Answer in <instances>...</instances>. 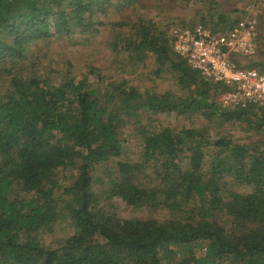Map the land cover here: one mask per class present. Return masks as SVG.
I'll list each match as a JSON object with an SVG mask.
<instances>
[{
  "label": "trees",
  "instance_id": "trees-1",
  "mask_svg": "<svg viewBox=\"0 0 264 264\" xmlns=\"http://www.w3.org/2000/svg\"><path fill=\"white\" fill-rule=\"evenodd\" d=\"M186 1L0 0V264H264V108L223 107L227 88L175 54L163 20ZM220 2L197 6L214 33L241 13L232 21L237 11ZM60 42L89 43L91 56L107 44L114 74L90 61L71 77L65 61L54 80L34 51ZM151 57L154 74L171 75L182 94L135 84ZM258 57L234 60L264 72ZM171 114L190 124H154ZM231 124L247 142L221 130ZM132 137L141 140L138 159ZM97 184L106 185L103 198ZM143 207L169 218L118 213ZM63 220L74 234L45 245Z\"/></svg>",
  "mask_w": 264,
  "mask_h": 264
},
{
  "label": "rangeland",
  "instance_id": "rangeland-1",
  "mask_svg": "<svg viewBox=\"0 0 264 264\" xmlns=\"http://www.w3.org/2000/svg\"><path fill=\"white\" fill-rule=\"evenodd\" d=\"M223 2H220V4L225 7V10H222L226 14H228V11H237V13L233 12L230 16V19L232 21H236L238 18V12L240 13L239 17H242L244 14H246L249 9L251 10V6H254V11L258 16V19L262 16V12H264V0H221ZM200 0H188L185 3L179 2V4L171 5L169 8V12L167 13L168 18L163 20V28L164 30H168L170 34L174 30L181 29V28H191L192 26L195 27L198 24H203L201 21V16H198V8L200 7ZM208 5H210V1L207 2ZM130 5V4H129ZM128 5V6H129ZM213 5V4H211ZM199 6V7H197ZM169 7V4L166 5L165 10H167ZM128 8V7H127ZM127 13L129 14L132 12L133 7L130 5L129 9H127ZM157 14V13H156ZM138 15V14H137ZM164 15V14H161ZM132 19H135V15L131 16ZM121 18V17H120ZM119 18V19H120ZM161 22V21H160ZM215 21L208 22L209 27H215L214 24ZM206 23V22H205ZM160 25V23H159ZM105 35V34H104ZM104 35H102L104 37ZM59 42V41H57ZM104 44V42H103ZM107 44H104L101 48V53L97 56H91L89 49L90 44L86 43L85 45H79L78 48L76 47H67V45L60 43H55L51 45L48 49H44L43 47L40 48L37 51H34L35 54L38 55L40 60L43 62V66L46 70V72L51 73L52 76L56 77L54 80L60 79V77L63 76L62 71L60 69L61 65L59 64L65 63V61H71L73 63V68L69 69L68 67H64L63 70H72L71 77H78L80 75L86 74V65L90 61H94L97 63V66H99L100 69H108L112 74H114L113 70V60H112V53L109 52L107 55H103L102 53L107 51ZM264 52V24L261 30V37L259 41V51L258 52ZM45 53H47V56H45ZM250 60H254L256 62H259L258 53L251 58ZM34 59H30L29 63H33ZM72 67V65H71ZM157 65L155 63L154 58H150L145 64L140 65L139 69H137V73L141 74V78L139 82H136L138 86H140L141 90H144L145 87H153L157 92L163 93V92H174L177 94H182L179 87L176 84V81L174 78L167 74L162 73L160 76L155 75ZM48 73V74H49ZM5 74V73H4ZM128 74L127 76H129ZM6 83V82H5ZM2 82L0 79V91H2ZM94 87V85H92ZM212 92H215L214 90ZM221 96L219 95V99L221 102V105L223 107L224 104L221 101ZM152 119H154V124H158L159 126H168L169 124L173 126L181 125V124H190L189 120L187 118H183L180 116H177L176 114L171 115H159V116H153ZM202 119H195V123L202 122ZM131 127L127 126L126 131L128 133L132 134ZM222 131L229 133L230 136H235L236 138H240L243 142H247L246 140V133H244L242 130H239V126L237 125H228L224 129H221ZM220 131V130H219ZM131 141H129V148L131 149L133 158L138 159L141 156V140L135 139L134 137L130 138ZM101 178L105 181L107 179L104 177V172H101ZM67 177L66 183L70 184L72 182L73 178L70 176V173L65 174L64 172H60L59 178ZM106 185L103 184H97L95 191L97 194H100V198H103L102 192L105 190ZM245 191L244 189H241V192ZM103 206L105 201H101ZM119 215L123 218L131 219V218H140V219H159L160 221H164L169 218V212L164 210H154L150 207H143L141 209H125V210H119ZM70 222L69 220H63L60 221L59 225L56 227L55 233H47L43 237V243L51 248H57L60 244H57V238H61L63 236L74 234V230L70 229L69 227ZM60 240V239H59ZM61 242V241H60ZM205 250L201 246L197 249L196 254L197 255H204Z\"/></svg>",
  "mask_w": 264,
  "mask_h": 264
},
{
  "label": "built area",
  "instance_id": "built-area-1",
  "mask_svg": "<svg viewBox=\"0 0 264 264\" xmlns=\"http://www.w3.org/2000/svg\"><path fill=\"white\" fill-rule=\"evenodd\" d=\"M244 14L226 31L214 33L198 24L172 32L176 55L207 80L224 85L222 103L231 109L264 108V72L240 66L234 57L253 58L258 53L261 29L254 11Z\"/></svg>",
  "mask_w": 264,
  "mask_h": 264
}]
</instances>
